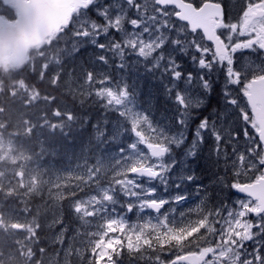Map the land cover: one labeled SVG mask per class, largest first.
Instances as JSON below:
<instances>
[{"label":"rangeland","instance_id":"obj_1","mask_svg":"<svg viewBox=\"0 0 264 264\" xmlns=\"http://www.w3.org/2000/svg\"><path fill=\"white\" fill-rule=\"evenodd\" d=\"M12 1L0 0V15L7 19L16 17ZM84 1L85 8L73 11L67 24L32 48L29 54L33 55L27 59L48 75L46 79L59 85V66L67 60L77 64L75 92L94 97L118 113L113 137L122 145L94 157L77 154L75 159L72 154L61 157L59 152L66 160L43 156L48 160L41 165L15 136L5 132L11 123H20L4 114L0 97V226L18 250H11L8 256L14 255L18 264H137L138 257L144 261L140 264H183L176 259L186 245V233L204 229L209 239L197 250L209 255L202 264H264V213L255 215L256 200L233 191L225 197L228 201L218 209L216 219L205 215L195 220L201 183L190 162L211 136L225 150L233 184L251 182L264 174L258 125L244 95L250 80L264 74V17L249 22V14L264 0H248L244 10L220 28L228 46L224 56L215 53L201 32H191L176 18L175 8L161 7L155 0ZM190 1L200 4L204 0ZM178 42L197 54L198 71H191V66L185 72L181 64L172 61L165 64L172 72L183 124L182 129L171 132L139 101L136 77L139 68L159 65ZM7 59V55L1 57L0 67ZM218 70L226 80L219 118L190 127V108L204 104L212 94L208 77ZM16 87L25 90V82L17 81ZM2 91L0 83V94ZM27 92L28 98L38 96ZM37 133L42 139L41 131ZM153 143L168 146V154L151 156L149 146ZM139 165L159 170L160 176L156 180L133 176L131 170ZM68 182L76 186L75 193L66 197L69 218L63 207ZM17 190H33L39 197L48 194L55 203L53 210L60 207L54 215L58 218L43 223L33 220L21 207ZM151 199L161 202L160 211L147 206ZM15 224L22 225L21 230ZM42 226L47 229L44 239L28 246L36 235L41 236L38 230ZM154 243L162 249L159 255L148 252L155 249ZM7 254L0 247V264Z\"/></svg>","mask_w":264,"mask_h":264},{"label":"trees","instance_id":"obj_2","mask_svg":"<svg viewBox=\"0 0 264 264\" xmlns=\"http://www.w3.org/2000/svg\"><path fill=\"white\" fill-rule=\"evenodd\" d=\"M221 1L226 9L227 21L232 16L235 18L234 16L244 10L245 5L248 4V0ZM0 13L3 12L0 11ZM184 47L182 43L178 42L174 45L172 52H168L166 58L159 65L152 68L143 67L142 70L139 68L136 77L140 90L139 101L154 119L160 121L171 132L179 131L183 128V124L179 120L181 105L175 99L176 88H172L174 81L172 80V72L165 69V64L172 61L181 64L185 72L186 67L190 68L191 66V71L196 73L197 70L195 65L197 54L191 48L187 47V50H185ZM32 55H29V59ZM29 59L22 66H13L8 62L0 67V83L3 86L0 97L4 99L2 101L4 114L10 118L14 117V120L20 123L18 126L11 123V129L8 128L5 132L15 136L16 141L22 145V149L30 151L35 157L39 158L41 165H44L46 163L44 161L48 160L44 158L45 156H52L55 160H66L67 156L61 158L62 155L66 154H72L74 157L77 154H87L94 157L96 154L119 148L122 145V143L116 142L113 137L114 122L119 116L118 113L106 108L94 97H87L85 94L75 92L73 77L78 75V71L75 69L77 64L67 60L68 63H62L59 66V77L62 80L59 85L46 79L48 75L41 74L40 69L32 66ZM219 70L211 74L212 78L211 76L208 77L213 84V92L209 95V98L206 99L204 104L190 108V115H192V120L189 122L190 127L197 126L203 120L219 118L225 100L223 91L225 92L224 83L226 82L225 74H219ZM20 80H23L26 85V89L23 91L21 88L16 87V82ZM27 90L38 93V96L28 98L29 93ZM26 99L30 102L29 104H26ZM54 123L55 125H53ZM188 129L186 130L188 131ZM39 130L42 139L38 138L37 131ZM45 148H54L58 151L56 153L47 152ZM59 152H61V157L58 155ZM190 162L194 167V176L201 183L198 210H200V213L210 214L216 218L217 209L225 203L224 198L233 194L230 184H233L234 178L225 150L216 145L211 136L206 137L202 146L191 157ZM64 189L67 195L63 199V207L66 216L69 218L70 206L66 203V197L69 196L68 194L75 193L76 186L74 183L68 182ZM17 191L20 192L19 203L21 207H24L23 210L33 220L43 223L48 219L58 218L54 215L55 213L59 214L60 207L58 206L53 210V204L55 203L48 194L39 197V195L34 194L33 190L27 193H21L23 190ZM224 192H226V195ZM22 195H25V197H21ZM45 229L42 226L38 230L41 236L36 235L35 240H32L28 246L38 245L37 239L42 240L46 236ZM205 232L204 229H201L199 232L186 233L185 248L189 249L206 242L205 239H209V237ZM10 237L11 235L5 233L0 226V245H2L0 247L6 249L8 253L11 250L17 252L16 247L14 248L15 243ZM6 256L7 258H4V260L7 263L18 264V260L13 257L14 255L11 257Z\"/></svg>","mask_w":264,"mask_h":264},{"label":"water","instance_id":"obj_3","mask_svg":"<svg viewBox=\"0 0 264 264\" xmlns=\"http://www.w3.org/2000/svg\"><path fill=\"white\" fill-rule=\"evenodd\" d=\"M155 1L161 6L175 7L176 17L186 22L191 31L200 30L218 54L227 53L225 42L217 32L225 17L224 5L221 2L206 0L197 6L188 0ZM84 5V0H14L17 18L7 20L0 16V57L9 52L13 64H23L30 47L42 43L47 36L58 31L68 22L72 12ZM251 16L252 19L264 16V7L258 8ZM246 97L259 125V138L264 145V76L251 80ZM150 153L153 156L165 155L167 147L159 143L152 144ZM159 173L146 165L137 166L132 170L133 175L148 178H156ZM234 190L258 201L259 208L255 210L256 213L264 211V175L252 183L235 184ZM148 206L156 211L161 209V203L155 200L149 201ZM179 259L191 264H200L205 260V256L189 252L181 255Z\"/></svg>","mask_w":264,"mask_h":264},{"label":"bare ground","instance_id":"obj_4","mask_svg":"<svg viewBox=\"0 0 264 264\" xmlns=\"http://www.w3.org/2000/svg\"><path fill=\"white\" fill-rule=\"evenodd\" d=\"M2 107H3V106H2ZM4 121H5V120H4ZM55 136H56V135H55ZM51 143L53 144L54 142H51ZM222 190H223V189H222ZM224 193H225V195H226V192H224ZM222 194H223V193H222ZM227 196H228V195H227ZM228 198H229V197H228ZM228 198H227V199H228ZM224 199H225V198H224ZM224 199H223V200H224ZM227 199H226V200H227ZM226 200H225V201H226ZM49 206H50V205H49ZM40 215H41V214H40ZM47 221H48V220H47ZM1 243H2V242H1ZM4 245H5V244H4ZM0 246H2V245H0ZM6 246H7V245H6ZM6 246H4V247H6Z\"/></svg>","mask_w":264,"mask_h":264},{"label":"flooded vegetation","instance_id":"obj_5","mask_svg":"<svg viewBox=\"0 0 264 264\" xmlns=\"http://www.w3.org/2000/svg\"><path fill=\"white\" fill-rule=\"evenodd\" d=\"M183 252H184V250H183L182 252L178 253V255L182 254ZM178 255H177V256H178Z\"/></svg>","mask_w":264,"mask_h":264}]
</instances>
